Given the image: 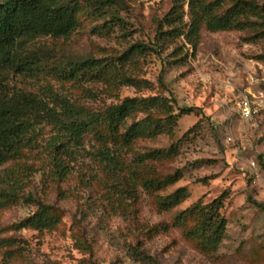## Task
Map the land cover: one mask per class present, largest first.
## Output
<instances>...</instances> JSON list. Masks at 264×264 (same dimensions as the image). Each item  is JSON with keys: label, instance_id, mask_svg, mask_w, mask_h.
Returning a JSON list of instances; mask_svg holds the SVG:
<instances>
[{"label": "rangeland", "instance_id": "374dc122", "mask_svg": "<svg viewBox=\"0 0 264 264\" xmlns=\"http://www.w3.org/2000/svg\"><path fill=\"white\" fill-rule=\"evenodd\" d=\"M79 1L86 9L69 37L25 42L15 67L0 66V93H34L47 103L64 99L92 110L126 98L148 102L155 97L169 103L173 114L195 108L179 117L173 138L162 134L136 144L138 152L175 144L176 160L161 171L181 169L184 177L157 194L186 188L189 197L164 212L140 187L125 193L90 157L97 146L91 136L79 153L73 149L69 175L59 181L48 163L55 130L43 122L36 144L18 161L36 169L25 193L60 208L62 222L54 230L16 232L11 227L36 207L25 202L1 209L0 241L17 242L14 247L0 244V264H264V42L246 41L248 33L240 31L203 30L196 49L184 37L160 38L157 47V23L171 9V0ZM138 43L153 49L138 51L120 67L118 58ZM177 48L187 54L183 61H173ZM85 58L116 63L117 69L110 70L114 83L108 87L110 80L66 82L55 76V68ZM124 76L134 78L137 85L120 84ZM244 98L257 110L248 120L240 113ZM157 107L151 106V111L158 113ZM144 117L135 111L124 129ZM220 195L225 196L221 210L227 221L225 237L216 253L203 254L183 238L172 220L196 202L208 204ZM83 240L91 253L82 246ZM138 251L151 259L141 260Z\"/></svg>", "mask_w": 264, "mask_h": 264}, {"label": "trees", "instance_id": "16d2710c", "mask_svg": "<svg viewBox=\"0 0 264 264\" xmlns=\"http://www.w3.org/2000/svg\"><path fill=\"white\" fill-rule=\"evenodd\" d=\"M171 1V9L157 23V42H154L157 47L160 46V38L171 40L184 37L196 49L203 30L240 31L248 33L244 38L246 41L264 42V0ZM85 9L79 0H4L0 3V66L7 70L15 67L16 54L25 42L46 37H69L80 26V16ZM148 49L153 48L141 43L130 46L118 58L120 67L133 59L138 51ZM173 57V61H183L187 54L177 48ZM116 65L85 58L71 61L65 67L60 65L55 68L54 74L66 82L82 80L98 83L110 80V87L114 83L110 70L115 69ZM118 81L122 85H137V81L130 76ZM157 99L155 97L146 102L126 98L120 104L92 110L64 99L56 102L55 98L50 101L55 103L51 107L50 103L34 93H0V167L12 163L11 167L0 171V210L25 202L36 207L30 216L14 224L11 229L16 232L24 228L54 230L62 222L63 211L60 208L35 200L30 193H25L30 183L29 177L36 169L18 161L26 150L36 144L37 128L43 122L52 125L55 130L49 144L48 163L53 176L59 181L69 175L73 149L79 153L83 141L91 136L97 146L89 155L109 178H113L114 186L125 193L140 187L154 196L156 206L164 212L186 200L189 197L186 188H178L165 196L157 194L184 177L185 172L181 169L168 174L161 171L166 163L176 160L178 149L175 144L167 149L146 152H138L136 144L162 134L173 138L179 117L195 111V108H182L178 114H173L169 103ZM150 105L158 106L156 111L159 112L153 113ZM135 111H142L145 117L124 129ZM193 130L190 129L187 134ZM224 197L220 195L208 204L198 201L172 220L183 238L203 254L216 253L225 237L227 221L221 212ZM16 242L15 238H2L0 244L14 247ZM82 246L91 253L87 240H83ZM135 254L143 261L151 259L143 251ZM85 263L93 264L88 261L79 264Z\"/></svg>", "mask_w": 264, "mask_h": 264}, {"label": "built area", "instance_id": "2783aa9c", "mask_svg": "<svg viewBox=\"0 0 264 264\" xmlns=\"http://www.w3.org/2000/svg\"><path fill=\"white\" fill-rule=\"evenodd\" d=\"M239 107L241 116L246 120L252 118L253 114L257 111L252 107L251 102L247 98L241 100Z\"/></svg>", "mask_w": 264, "mask_h": 264}]
</instances>
